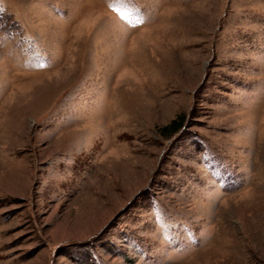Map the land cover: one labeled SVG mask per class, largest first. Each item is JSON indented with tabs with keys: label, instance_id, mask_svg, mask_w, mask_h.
Returning a JSON list of instances; mask_svg holds the SVG:
<instances>
[{
	"label": "rangeland",
	"instance_id": "obj_1",
	"mask_svg": "<svg viewBox=\"0 0 264 264\" xmlns=\"http://www.w3.org/2000/svg\"><path fill=\"white\" fill-rule=\"evenodd\" d=\"M0 264H264V0H0Z\"/></svg>",
	"mask_w": 264,
	"mask_h": 264
},
{
	"label": "trees",
	"instance_id": "obj_2",
	"mask_svg": "<svg viewBox=\"0 0 264 264\" xmlns=\"http://www.w3.org/2000/svg\"><path fill=\"white\" fill-rule=\"evenodd\" d=\"M184 125V116H180L174 119L170 124L162 127L160 130L162 135L172 136L175 133L179 132Z\"/></svg>",
	"mask_w": 264,
	"mask_h": 264
},
{
	"label": "snow or ice",
	"instance_id": "obj_3",
	"mask_svg": "<svg viewBox=\"0 0 264 264\" xmlns=\"http://www.w3.org/2000/svg\"><path fill=\"white\" fill-rule=\"evenodd\" d=\"M129 15H131V13H129ZM130 22H132V23H142V21H140V20H135V21H130Z\"/></svg>",
	"mask_w": 264,
	"mask_h": 264
}]
</instances>
